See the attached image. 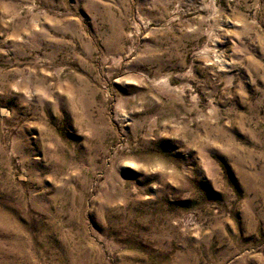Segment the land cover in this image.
<instances>
[{
  "label": "rangeland",
  "instance_id": "1",
  "mask_svg": "<svg viewBox=\"0 0 264 264\" xmlns=\"http://www.w3.org/2000/svg\"><path fill=\"white\" fill-rule=\"evenodd\" d=\"M0 264H264V0H0Z\"/></svg>",
  "mask_w": 264,
  "mask_h": 264
}]
</instances>
